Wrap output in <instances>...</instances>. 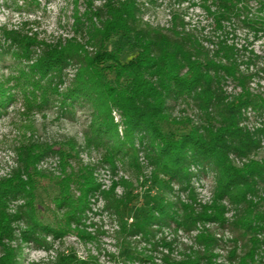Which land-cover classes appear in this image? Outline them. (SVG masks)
Listing matches in <instances>:
<instances>
[{
  "label": "trees",
  "instance_id": "16d2710c",
  "mask_svg": "<svg viewBox=\"0 0 264 264\" xmlns=\"http://www.w3.org/2000/svg\"><path fill=\"white\" fill-rule=\"evenodd\" d=\"M79 1L72 0L69 37L39 38L27 20L0 26V60L8 56L16 66L15 75L0 78V115L18 98L24 111L86 104L82 146L100 154L96 164L83 163L74 139L14 147V166L0 177V264H19L22 245L48 252L66 234L91 241L85 221L98 198L117 219L118 232L147 243L159 253L160 264H220L215 250L221 238L209 225L230 231L225 264H264V159L255 158L264 142V121L252 128L244 124L247 110L264 117V92L250 88L264 67L242 70L238 50L223 39L205 49L176 16L166 28L142 21L136 0H81L82 12ZM199 1L219 27L246 8L242 0ZM258 4L264 30V0ZM114 35L134 44L128 59L122 60L118 47L107 48ZM225 81L239 90L226 95L220 87ZM178 101L191 103L199 119L172 116L170 104ZM139 152L152 168L149 186L159 193L144 214L122 221L134 198L132 184L120 177L103 189L95 169L105 166L115 174L118 163H135ZM50 155L57 158L54 173L38 167ZM192 167H199L197 173ZM205 167L213 171L214 184L209 200L201 203L191 182ZM47 178L54 190L53 224L41 221L35 204L36 190ZM173 185L185 200L168 197ZM171 226L192 243L167 239L163 230ZM125 258L128 264L154 262L151 255L126 253ZM45 264L100 263L73 250H55Z\"/></svg>",
  "mask_w": 264,
  "mask_h": 264
},
{
  "label": "rangeland",
  "instance_id": "374dc122",
  "mask_svg": "<svg viewBox=\"0 0 264 264\" xmlns=\"http://www.w3.org/2000/svg\"><path fill=\"white\" fill-rule=\"evenodd\" d=\"M35 1L38 5H33L32 0H0V26L10 27L27 20L30 22L28 27L36 31L39 38L52 40L58 36L72 35V0ZM136 2L142 21L152 26L166 28L170 25L172 17L176 16L177 21L181 20L185 25V30L192 33L205 49L213 50L215 43L223 39L227 44H233L238 50L242 70L258 72V69L264 67V30L260 29L259 17L262 13L259 11L258 0H242L241 5L246 8L243 9L241 16L232 21H222L220 27L212 15L201 6L199 0H136ZM77 8L79 12H82L84 5L81 0ZM213 9L211 7V11ZM115 47L120 49L122 60L128 59L135 51L132 41L120 35L112 36L107 44L108 49ZM12 62L8 56L0 60V78L16 74V66ZM67 73L70 75L72 71L69 70ZM220 87L228 96L239 90L230 81L222 82ZM250 88L253 92H264V73L259 71L253 77ZM170 107L172 116L187 117L191 121H197L200 117L195 107L189 102L178 101L171 103ZM88 115L89 109L86 104L76 103L66 109H60L59 105L54 103L41 110L31 111L22 109L19 98L9 104L5 112L0 115V177L6 175L14 166V147L19 143L33 140L53 144L74 139L81 146L80 160L85 164H96L100 159L99 152L85 149L82 146L83 131L88 123ZM245 115L248 120L244 124L249 128L257 126L261 120L264 121V117L259 118L250 110H247ZM114 116L115 120L119 121L116 113ZM255 158L264 159V142L261 143V148ZM38 167L54 173L57 169V158L52 155L46 156ZM151 169L142 152L138 153L135 163H132L130 159H125L123 164L118 163L115 174H112L105 166L96 167L95 177L103 189L109 188L112 179L120 177L132 184L134 198L131 205L123 211L122 221H130L144 214L149 201L156 199L159 190L150 188L148 181ZM198 170L199 167L191 168L193 173H197ZM213 175V171L205 167L192 178L191 184L197 201L203 203L209 200L214 184ZM45 183L36 190L35 204L41 221L53 224L54 206L51 198L54 190L48 178ZM177 187L173 185L174 193L168 197L171 199L179 195L181 200H185V193H177ZM115 192L119 195L122 192L121 187H118ZM226 216L230 217L231 212H228ZM85 223V231L94 237L91 241H83L74 234H66L54 242L52 250L48 252L32 244L22 245L19 264H45L47 258L54 256L55 250H73L78 257L96 260L100 264H122L127 261L126 253L151 255L154 262L147 264H160L159 253L153 252L147 243L136 237L124 238L123 234L118 232L117 219L103 210V201L100 198L92 203ZM172 227L163 230L167 239L174 237L186 245L192 243L191 238L182 231L174 234L171 231ZM209 228L221 238L215 250L218 254L216 261L225 264L228 245H230L226 239L230 237V231L217 228L215 225H209ZM47 240H51V237L48 236ZM132 264H138V261Z\"/></svg>",
  "mask_w": 264,
  "mask_h": 264
}]
</instances>
